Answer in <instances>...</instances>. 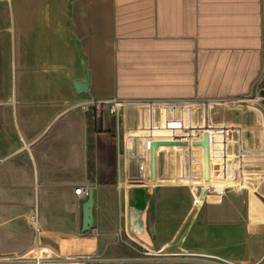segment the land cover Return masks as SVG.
<instances>
[{
	"label": "crops",
	"instance_id": "1",
	"mask_svg": "<svg viewBox=\"0 0 264 264\" xmlns=\"http://www.w3.org/2000/svg\"><path fill=\"white\" fill-rule=\"evenodd\" d=\"M1 8L0 257L37 248L69 259L48 264H187L192 253L230 252L180 240L175 146L158 148L153 181L144 163L124 160L122 137L139 123L137 101L208 98L214 123L234 121L246 146L264 148L253 143L264 110L226 101L252 95L264 76V0H8ZM97 99L124 103L98 119L83 108ZM79 187L94 193L89 230ZM201 188L203 202L210 180ZM250 209V231L264 230ZM152 253L165 259L140 260Z\"/></svg>",
	"mask_w": 264,
	"mask_h": 264
},
{
	"label": "built area",
	"instance_id": "2",
	"mask_svg": "<svg viewBox=\"0 0 264 264\" xmlns=\"http://www.w3.org/2000/svg\"><path fill=\"white\" fill-rule=\"evenodd\" d=\"M215 101L216 99L208 98H166L137 101L139 123L133 131L122 137L124 160L128 163H144L151 179L152 143L156 140L184 141V144L173 146L176 148L178 167L176 180L179 184L186 185L197 177V147L203 148L193 142L201 140L205 132H208L210 177L212 170L215 182L218 184L214 187L220 191L219 194L223 195L229 188L258 192L260 186L264 187V148L245 145L244 126L231 120L219 124L214 123L211 109ZM226 101L229 104L241 102L264 110V76L257 81L252 95L228 98ZM197 102H199L200 108H197ZM123 103L124 101L120 99H97L83 104V108L85 110L92 109L95 116L101 119L109 113H115ZM3 161V158L0 157V166ZM76 193L87 195L88 188L79 187L76 189ZM140 258L142 261L165 259L161 256L150 255ZM68 260L59 256L46 258L36 248V251L31 254L0 257V264H48L64 263ZM84 260L92 261L93 259ZM183 260L187 264H235L224 260H204L193 256H183Z\"/></svg>",
	"mask_w": 264,
	"mask_h": 264
},
{
	"label": "rangeland",
	"instance_id": "3",
	"mask_svg": "<svg viewBox=\"0 0 264 264\" xmlns=\"http://www.w3.org/2000/svg\"><path fill=\"white\" fill-rule=\"evenodd\" d=\"M7 2L8 0L0 1V11ZM3 16L6 18L8 15L3 13ZM7 38L8 33H5L0 40L1 51H4L3 43ZM260 124L261 136L256 139L253 134L254 145L264 143V115L263 122L261 118ZM196 162H199L196 163L198 174L193 181L186 185L179 184L176 177L171 181L178 187L175 196H172L174 203L172 219L177 220L181 234L180 240L185 236L188 245L226 248L227 251H230L224 253L219 251L215 255L192 253L191 255L196 258L234 263L227 260L231 258L237 262L235 264H264V230L260 229L256 233L251 232L249 226L250 206H254L257 215L264 219V187L260 186L258 192L229 188L223 195H220V191L214 187L218 184L215 182L211 170L210 192L203 197V202H201L197 196L201 192V185L206 181L204 177L202 178L203 151L201 147H197ZM231 253L234 256H230ZM147 255L157 256L159 254Z\"/></svg>",
	"mask_w": 264,
	"mask_h": 264
},
{
	"label": "water",
	"instance_id": "4",
	"mask_svg": "<svg viewBox=\"0 0 264 264\" xmlns=\"http://www.w3.org/2000/svg\"><path fill=\"white\" fill-rule=\"evenodd\" d=\"M74 86L78 92L87 91L89 83L81 80L74 81ZM184 141H160L156 140L152 143L151 148V179L153 181L157 180V158H158V148L161 145H175L184 144ZM196 145L203 146L204 149V180H210V151H209V133L205 132L204 137L201 140H195L193 142ZM204 188L201 192H204ZM93 206H94V193L93 189L88 190L87 199L83 205V230L91 229L93 225Z\"/></svg>",
	"mask_w": 264,
	"mask_h": 264
},
{
	"label": "bare ground",
	"instance_id": "5",
	"mask_svg": "<svg viewBox=\"0 0 264 264\" xmlns=\"http://www.w3.org/2000/svg\"><path fill=\"white\" fill-rule=\"evenodd\" d=\"M173 146V145H172ZM202 151L204 152L203 148L201 147ZM196 163H199V162H196ZM208 183V182H207Z\"/></svg>",
	"mask_w": 264,
	"mask_h": 264
}]
</instances>
